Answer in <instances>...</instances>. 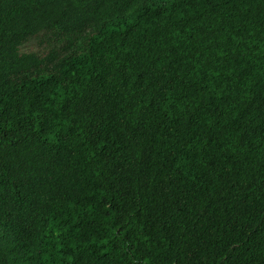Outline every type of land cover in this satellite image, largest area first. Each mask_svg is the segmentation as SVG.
<instances>
[{
    "label": "trees",
    "instance_id": "trees-1",
    "mask_svg": "<svg viewBox=\"0 0 264 264\" xmlns=\"http://www.w3.org/2000/svg\"><path fill=\"white\" fill-rule=\"evenodd\" d=\"M0 264H264V0H0Z\"/></svg>",
    "mask_w": 264,
    "mask_h": 264
},
{
    "label": "rangeland",
    "instance_id": "rangeland-1",
    "mask_svg": "<svg viewBox=\"0 0 264 264\" xmlns=\"http://www.w3.org/2000/svg\"><path fill=\"white\" fill-rule=\"evenodd\" d=\"M41 47H40V43H39V41H34V42H32L31 44H30V46H29V49H32V50H38V49H40Z\"/></svg>",
    "mask_w": 264,
    "mask_h": 264
}]
</instances>
